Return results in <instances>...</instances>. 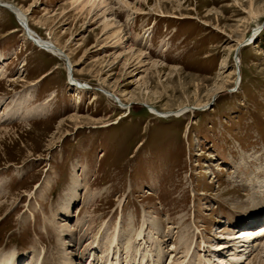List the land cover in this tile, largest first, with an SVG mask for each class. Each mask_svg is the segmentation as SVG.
Here are the masks:
<instances>
[{
    "label": "rangeland",
    "instance_id": "374dc122",
    "mask_svg": "<svg viewBox=\"0 0 264 264\" xmlns=\"http://www.w3.org/2000/svg\"><path fill=\"white\" fill-rule=\"evenodd\" d=\"M1 1L73 75L1 4L0 253L77 264L119 233L123 264L241 257L225 238L264 217L244 188L264 180V0L258 17L251 0ZM238 264H264V243Z\"/></svg>",
    "mask_w": 264,
    "mask_h": 264
},
{
    "label": "bare ground",
    "instance_id": "6f19581e",
    "mask_svg": "<svg viewBox=\"0 0 264 264\" xmlns=\"http://www.w3.org/2000/svg\"><path fill=\"white\" fill-rule=\"evenodd\" d=\"M250 3H251V15L252 16H256V17H258L257 15H258V13L256 14L255 12H254V10H253V0H251L250 1ZM1 4H6L7 5V9H9V11H11L16 17H17V19L22 23H19L23 28H24V30L27 32V34L32 38V41L39 47V48H41V49H43V50H46V51H48V52H50V53H52V54H54V55H56V56H58V57H65L66 55H65V53H64V51H63V49H61V48H58V47H55L56 45H54L53 43H51V41H48V40H44V39H42V38H40L33 30H31L30 29V27H29V22H28V19H27V14H26V12H24L21 8H17L16 6H10V4H8V3H4V2H2L1 0H0V6H3V5H1ZM28 11H29V9H27ZM260 13V12H259ZM262 16V15H261ZM17 20V21H18ZM18 21V22H19ZM252 39H254V38H252ZM251 39V40H252ZM251 40H249V41H251ZM253 41V40H252ZM134 48L135 47H133V46H130V50H131V52H134L135 54H137V55H139V60H141L142 59V57H143V53H142V51H140V50H138V51H134ZM137 52V53H136ZM72 57V56H71ZM140 62H143V61H140ZM238 63L240 64V59H238ZM142 64V63H141ZM70 67H71V69L73 68V65H72V63L70 62ZM158 70V72H160L161 71V69H157ZM179 73V72H178ZM69 77H72L71 76V73L69 72ZM179 77H180V75H178ZM68 77V78H69ZM70 82L71 83H73V84H75V87H76V91H77V93H78V90H80L79 92L81 93L84 89H86L85 88V85L84 84H80V82L79 83H77V81H75L74 79L72 80L71 78H70ZM197 89H200V86H199V84H197ZM119 90V89H118ZM116 91V90H115ZM112 93V92H111ZM55 96V93L53 92L49 97L50 98H48L46 101V103H44L43 105H40L39 107H36L35 109H31L30 111H26V113L25 112H23V110L21 111V110H17L16 112V114H23V116L24 117H27V118H35V117H39V116H42V115H45L46 113H48L49 112V107L47 106L48 105V103H49V101H50V99L51 98H53ZM108 97L109 98H111V99H113V100H115L116 99V97H115V94L113 93V94H110V92H108ZM118 97V96H117ZM122 105H124L123 103H122ZM125 106V105H124ZM168 106V105H167ZM171 106V105H170ZM166 108V107H165ZM164 108V109H165ZM170 107L168 106V108L167 109H169ZM82 118V117H81ZM81 118L80 117H78V116H73V117H71V119L72 120H74L75 122H80L81 121ZM255 180H256V178H254V179H252V181L250 180V179H246L245 180V184H244V188L245 189H247V190H252L253 191V194L255 195V193H256V191H258V189H264V180H261V181H257L256 183H255ZM263 194H264V191L262 192ZM253 201V200H252ZM252 201H250V202H252ZM254 201H256V200H254ZM254 204V203H253ZM252 204V205H253ZM256 209H254V212H253V214L249 217L248 216V218H246L247 220H249V223H251V224H249V225H256V227H254V228H252V226L251 227H247L248 229H242V230H240V231H238V232H235L234 233V235L233 234H229V236L228 237H226L225 238V240L227 241L226 242V244L227 245H229V246H233L232 248H233V250L231 251V253L235 256L236 255V253L235 252H233V251H236L237 253H240V251H239V248L237 247V245H236V241H242L243 240V243H245V245H243V246H240L241 247V249L242 248H245V250L244 251H242L241 250V252H243V255L240 257V254L238 255L237 254V256H236V259L234 260L233 259V261H229V264H238V262L239 261H244V260H246V262L247 261H250V254L252 253V252H254L255 251V249H256V247L258 248V246L260 245L261 246V243L263 244L264 242H263V240H264V229H259V230H261V233L259 232L258 234H255V231L254 230H256L257 229V227L258 226H260V221H262V218H264V217H260V214L258 215V214H254V213H256ZM260 223V224H259ZM232 225V224H231ZM245 226H247V224L245 225ZM234 227V226H233ZM244 227V226H243ZM249 228H251V229H249ZM263 228H264V225H263ZM247 230H249V231H247ZM143 233H141L140 234V237H142L143 235H142ZM233 235V236H232ZM254 239H255V241H254ZM65 241V240H64ZM119 233H116L114 236H113V238L110 240V251L108 252L109 254L106 256V257H101V258H97L96 259V257H98L97 255H95L96 253L94 252V248L92 249V251H89L88 253H86L84 256L85 257H87V259L86 260H84V259H82L81 258V260H80V262L78 263L77 261V264H87V262L89 261V264H123L122 263V261H121V257L119 258H115V256H113V249H114V245L116 246V247H118V244H119ZM67 243V242H66ZM241 244V243H240ZM239 244V245H240ZM67 245V244H66ZM263 246V245H262ZM228 247V246H227ZM89 249V248H88ZM91 249V248H90ZM89 249V250H90ZM225 246L223 245V244H218V245H216L215 246V249L213 250V253H214V251L216 252V253H219V252H223V251H225ZM86 250V249H85ZM119 252V251H118ZM130 253V252H129ZM127 254L128 256L126 257V259L127 258H129V256H130V254ZM138 253V252H137ZM6 254V253H5ZM5 254H2V253H0V264H24V260H23V258L22 259H19V257L16 255V252H14V254L12 253V254H10V255H5ZM152 254V253H151ZM155 254H157V255H151V257H152V261H153V264H156V262L157 263H159V264H162V260L163 259H161V263L160 262H158V258H161L162 257V254H159V253H156L155 252ZM66 255V254H65ZM117 255V254H116ZM157 256V258L155 259V260H153L154 259V257H156ZM224 256V255H223ZM137 257V256H136ZM239 258V259H238ZM25 259V258H24ZM66 259V258H65ZM119 259V260H118ZM26 260V259H25ZM43 260H44V257H43V253H41L40 255H39V257L37 258V260L33 263V264H44V262H43ZM145 260V259H144ZM194 260V259H193ZM239 260V261H238ZM132 261V260H131ZM147 261V260H146ZM195 261V260H194ZM215 261V263L214 264H223L224 262L222 261V259H218V261L217 260H214ZM26 262V261H25ZM67 263V262H66ZM144 263V262H143ZM194 263V262H193ZM124 264H126V262L124 263ZM144 264H146V263H144Z\"/></svg>",
    "mask_w": 264,
    "mask_h": 264
},
{
    "label": "water",
    "instance_id": "95a60500",
    "mask_svg": "<svg viewBox=\"0 0 264 264\" xmlns=\"http://www.w3.org/2000/svg\"><path fill=\"white\" fill-rule=\"evenodd\" d=\"M65 58H66L65 60H66V62H67V66L69 67L70 65H69L68 58H67V57H65ZM70 73L72 74V69H71V67H70ZM72 75H73V74H72ZM72 75H71V76H72Z\"/></svg>",
    "mask_w": 264,
    "mask_h": 264
}]
</instances>
